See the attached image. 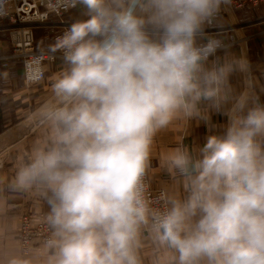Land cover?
I'll return each instance as SVG.
<instances>
[{"label": "clouds", "instance_id": "9594fccd", "mask_svg": "<svg viewBox=\"0 0 264 264\" xmlns=\"http://www.w3.org/2000/svg\"><path fill=\"white\" fill-rule=\"evenodd\" d=\"M44 2L84 19L25 61L33 84L43 56L61 65L31 115L41 135L0 181L36 210L23 227L35 241L21 239L0 197L2 264H264V103L248 59L215 56L223 41L204 31L233 0ZM210 111L227 117L222 134L184 145L193 120L213 127ZM176 130L154 193V144Z\"/></svg>", "mask_w": 264, "mask_h": 264}, {"label": "crops", "instance_id": "0c3cea01", "mask_svg": "<svg viewBox=\"0 0 264 264\" xmlns=\"http://www.w3.org/2000/svg\"><path fill=\"white\" fill-rule=\"evenodd\" d=\"M82 10L73 8L68 15L59 19L55 15L49 24L40 29H46L51 43L54 35L62 32L71 23L84 19ZM56 18V22L52 21ZM0 35L10 32L0 22ZM207 36H213L223 41L224 47L218 49L215 56L224 57L226 53L237 57L244 56L251 64L252 76L255 78V90L261 103H264V6L247 7L236 10L231 6H222L215 21L204 29ZM39 41V40H38ZM9 45L0 39V181L9 182L14 176L19 159L31 150L32 144L41 133L30 126L31 115L51 94V83L59 71L61 59L46 66L47 76L42 83L27 85L24 79L22 64L9 53ZM211 57L210 60L215 59ZM231 84L237 92L244 90L243 77L235 74ZM210 127L203 121L193 120L183 143L189 148L203 144L209 135H219L227 125V117L222 112L210 111ZM183 135L182 130L162 133L153 147L154 183L153 187L168 181V176L160 172L159 159L177 139ZM8 204L15 205L9 209L8 216L17 218L21 225L24 215H34L36 211L33 202L17 194L4 191L0 193ZM2 264V256H0Z\"/></svg>", "mask_w": 264, "mask_h": 264}, {"label": "built area", "instance_id": "2783aa9c", "mask_svg": "<svg viewBox=\"0 0 264 264\" xmlns=\"http://www.w3.org/2000/svg\"><path fill=\"white\" fill-rule=\"evenodd\" d=\"M264 6V0H233L231 5L236 10L245 9L247 7H260ZM72 9L68 11H62L60 14H51L50 8L45 7L44 0H11V10L5 17H0V22H5L4 27L8 29L12 35L17 39L14 41L15 53L13 58L19 60L22 63L23 71H25V61L33 55H37L40 49L36 46L34 38V31L36 29L43 28L49 24L52 15L61 19L68 15ZM63 32V31H62ZM62 32H58L54 35H61ZM60 55L57 54L55 58L43 56L42 60L47 66L54 63ZM211 59V57L209 58ZM47 73H45V78ZM41 80L40 83H42ZM25 79V76H24ZM27 85H36L31 83V79H25ZM39 84V83H38ZM159 188L153 187V192L158 191ZM30 215H24L21 219V239H36V230L33 229L31 234L25 233L23 227L26 221L30 220Z\"/></svg>", "mask_w": 264, "mask_h": 264}, {"label": "rangeland", "instance_id": "374dc122", "mask_svg": "<svg viewBox=\"0 0 264 264\" xmlns=\"http://www.w3.org/2000/svg\"><path fill=\"white\" fill-rule=\"evenodd\" d=\"M53 16H51L52 18ZM52 21L56 22V18H53ZM2 26V25H0ZM45 31H48L46 29H39L37 31H34V38L36 41V46L38 49L42 50L46 45L51 43V38L48 36V33ZM0 39H2L5 43L9 45V54L8 55H14L15 53V47H14V41L17 39L14 35H12L11 32H5L0 35ZM39 40V41H38ZM15 59V58H14ZM19 62V60L15 59Z\"/></svg>", "mask_w": 264, "mask_h": 264}, {"label": "trees", "instance_id": "16d2710c", "mask_svg": "<svg viewBox=\"0 0 264 264\" xmlns=\"http://www.w3.org/2000/svg\"><path fill=\"white\" fill-rule=\"evenodd\" d=\"M37 30H39V29H36L35 31H37ZM20 62V61H19ZM21 63V62H20ZM22 64V63H21Z\"/></svg>", "mask_w": 264, "mask_h": 264}]
</instances>
